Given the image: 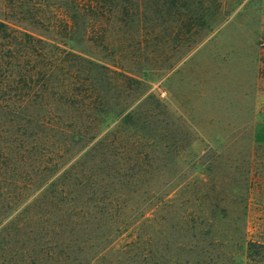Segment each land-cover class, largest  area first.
<instances>
[{
	"label": "trees",
	"instance_id": "1",
	"mask_svg": "<svg viewBox=\"0 0 264 264\" xmlns=\"http://www.w3.org/2000/svg\"><path fill=\"white\" fill-rule=\"evenodd\" d=\"M3 1L0 264H264L245 202L226 216L214 187L181 201L179 184L147 182L165 139L139 109L178 0Z\"/></svg>",
	"mask_w": 264,
	"mask_h": 264
},
{
	"label": "rangeland",
	"instance_id": "2",
	"mask_svg": "<svg viewBox=\"0 0 264 264\" xmlns=\"http://www.w3.org/2000/svg\"><path fill=\"white\" fill-rule=\"evenodd\" d=\"M188 1L194 3V46L185 52L182 1L176 22L166 5L165 44L151 52L145 75L149 96L139 113L149 136L156 116L165 139L156 152L160 171L147 182L165 190L179 184L181 201L191 188L214 187L215 198L228 201L226 216L239 217L245 202L248 238L264 240V144L253 138L254 118L264 111L262 0ZM9 4L15 3L0 0V11Z\"/></svg>",
	"mask_w": 264,
	"mask_h": 264
},
{
	"label": "crops",
	"instance_id": "3",
	"mask_svg": "<svg viewBox=\"0 0 264 264\" xmlns=\"http://www.w3.org/2000/svg\"><path fill=\"white\" fill-rule=\"evenodd\" d=\"M260 37H264V13H262L259 21ZM253 138L256 143L264 144V111L256 115L254 118Z\"/></svg>",
	"mask_w": 264,
	"mask_h": 264
},
{
	"label": "built area",
	"instance_id": "4",
	"mask_svg": "<svg viewBox=\"0 0 264 264\" xmlns=\"http://www.w3.org/2000/svg\"><path fill=\"white\" fill-rule=\"evenodd\" d=\"M262 5L264 9V0H262ZM258 48L262 55H264V37L259 38L258 40Z\"/></svg>",
	"mask_w": 264,
	"mask_h": 264
}]
</instances>
